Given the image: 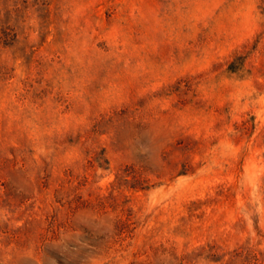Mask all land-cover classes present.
<instances>
[{"label": "rangeland", "instance_id": "374dc122", "mask_svg": "<svg viewBox=\"0 0 264 264\" xmlns=\"http://www.w3.org/2000/svg\"><path fill=\"white\" fill-rule=\"evenodd\" d=\"M0 264H264V0H0Z\"/></svg>", "mask_w": 264, "mask_h": 264}]
</instances>
